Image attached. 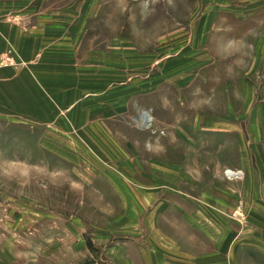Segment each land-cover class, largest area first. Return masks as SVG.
I'll return each mask as SVG.
<instances>
[{
    "label": "rangeland",
    "instance_id": "rangeland-1",
    "mask_svg": "<svg viewBox=\"0 0 264 264\" xmlns=\"http://www.w3.org/2000/svg\"><path fill=\"white\" fill-rule=\"evenodd\" d=\"M7 27L0 264H104L182 203L222 219L227 261L264 264L232 164L264 156V0H0Z\"/></svg>",
    "mask_w": 264,
    "mask_h": 264
},
{
    "label": "crops",
    "instance_id": "crops-1",
    "mask_svg": "<svg viewBox=\"0 0 264 264\" xmlns=\"http://www.w3.org/2000/svg\"><path fill=\"white\" fill-rule=\"evenodd\" d=\"M11 30L9 27L1 28L0 33L5 38L4 40H10L13 35ZM0 46L4 49L6 44L0 40ZM254 56L256 57L253 59L252 66L257 70L259 69V73L252 76V72L251 76L257 79L262 77L257 90L264 97V70H262L264 69V61L259 53L256 52ZM1 80L4 79L0 75V83L6 84ZM252 84L253 82L249 84L250 88L248 90L253 88ZM261 105L262 107L257 108L256 111L249 110V113L255 115L260 110L259 115L263 117L261 126L264 128V99H262ZM248 128L251 132L252 126L249 125ZM261 147L264 149V142H262ZM199 161L196 160V163H199ZM232 164L244 172L245 180L240 184L243 185L240 187L242 190L239 187L237 188L246 197L248 203L246 211L251 213V219H247L249 221L246 225L248 228L256 227L259 232H257L259 234L257 237L249 240H251V245L261 249L260 253H262L264 251V216L256 218L255 211L259 215L258 211L261 207L259 201L264 198V156L255 155L254 149H252L251 155L245 153V155H241L239 161H233ZM183 177L189 179L188 175ZM170 208L171 211L180 214H177L176 219H164L162 223L167 225L166 228L159 226L161 223L157 221V225H155V228L153 227L154 231L146 240L134 239V242L129 241L124 245L115 244L110 246L103 253L105 260L102 259V262L104 264H248L246 260H240L237 251L232 253V246L226 251H229V260L227 261L222 256L225 253L223 244L228 243L222 242V219L207 220L204 211L199 206L190 203H182L180 207L172 204ZM179 215L180 218H178ZM224 222H227L228 225H225L227 227H238L237 223L233 221ZM233 237L235 240L237 239L235 236L230 235V239ZM232 243L229 242V244ZM262 255L264 256V252Z\"/></svg>",
    "mask_w": 264,
    "mask_h": 264
},
{
    "label": "built area",
    "instance_id": "built-area-1",
    "mask_svg": "<svg viewBox=\"0 0 264 264\" xmlns=\"http://www.w3.org/2000/svg\"><path fill=\"white\" fill-rule=\"evenodd\" d=\"M226 175L229 177V178H238V177H242V174L240 172H237V171H231V170H228L226 171Z\"/></svg>",
    "mask_w": 264,
    "mask_h": 264
},
{
    "label": "bare ground",
    "instance_id": "bare-ground-1",
    "mask_svg": "<svg viewBox=\"0 0 264 264\" xmlns=\"http://www.w3.org/2000/svg\"><path fill=\"white\" fill-rule=\"evenodd\" d=\"M151 120V119H150Z\"/></svg>",
    "mask_w": 264,
    "mask_h": 264
}]
</instances>
